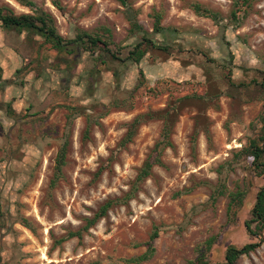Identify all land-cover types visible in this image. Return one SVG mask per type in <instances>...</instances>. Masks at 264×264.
<instances>
[{"label": "rangeland", "instance_id": "1", "mask_svg": "<svg viewBox=\"0 0 264 264\" xmlns=\"http://www.w3.org/2000/svg\"><path fill=\"white\" fill-rule=\"evenodd\" d=\"M30 1L64 40L86 34L106 47L62 53L0 24V264H188L208 241L218 264L227 246L257 241L243 224L264 183L242 150L261 134L263 102L232 97L225 77L264 76V0ZM0 9L33 14L16 0ZM139 42L141 61H127ZM166 110H177L171 146L123 202ZM238 191L247 196L230 224ZM109 200L122 201L81 231ZM237 264H264V243Z\"/></svg>", "mask_w": 264, "mask_h": 264}, {"label": "trees", "instance_id": "2", "mask_svg": "<svg viewBox=\"0 0 264 264\" xmlns=\"http://www.w3.org/2000/svg\"><path fill=\"white\" fill-rule=\"evenodd\" d=\"M22 6L30 8L33 10V14H21L15 15L10 10L0 9V24L5 29H15L18 31H24L27 33H32L44 39L45 42L50 43L53 48L58 52L72 54L76 52V49L84 43H87L89 46L97 47L99 44L106 47L105 44L99 40V38H91L90 36L84 34V36H78L74 40H64L56 31L54 26V20L52 17L42 10L38 9L33 2L30 0H16ZM122 6L126 7V1L120 0ZM237 5V2L235 3ZM195 11L200 15H206L207 17L216 19V16L208 11H201L198 6L195 7ZM232 19L236 18L235 13L231 15ZM156 31H159L156 29ZM87 40H83L84 38ZM147 45H152L150 40H142ZM143 42H139L133 46L132 50L128 52L126 56L127 61L133 63H139L144 55V50H141ZM261 75V74H260ZM228 93L232 97L240 98L242 94L247 98L258 96L262 98L263 102V114L261 116V134L257 139L250 140L249 146L242 150V154L245 159L250 160V167L255 176L262 179L264 183V76L261 78L260 82L255 80L251 81L249 84L239 83L235 84L231 81L230 78L225 77ZM184 100V99H183ZM182 103V100L178 101ZM177 110H166L156 115L160 117L159 119L164 120L163 129H162V139L158 142L152 152V156L147 159L141 168L138 170L137 175L131 185V188L128 193L125 194L122 199L123 202L130 200L135 192L139 189L140 184L151 175V170L153 165H161L158 157L160 151L164 147H170L171 142L169 140L170 129L172 125V116L173 112ZM148 117L153 115L148 114ZM142 117L135 118L130 124L127 131V139H130L134 134L135 128L138 126ZM64 164V155L63 152H60L57 159V169H59ZM249 183V182H248ZM223 193V192H221ZM249 193V192H248ZM247 196V191H238L235 194H230V201L227 207L228 214L230 215V224H235L236 218L240 209L244 205V201ZM122 200H109L102 204L98 210L93 214L91 218L84 219V226L81 231H88L95 224L106 217L107 212L117 203ZM245 232L250 236L254 237L257 241L243 245L242 247H236L234 245H229L226 247L223 260L218 264H237L238 260L242 256H248L249 254L255 252L261 247L264 243V240L261 237V233L264 229V184L261 188L258 189L254 196V202L250 211V217L244 222ZM80 237V232H71L65 239L71 237ZM157 237V233H154L151 237V240H154ZM213 241H208L206 251L200 254L194 261L189 262L188 264H214L209 261L207 254L211 250ZM143 259V258H141Z\"/></svg>", "mask_w": 264, "mask_h": 264}]
</instances>
